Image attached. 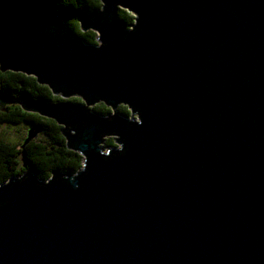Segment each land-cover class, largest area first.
<instances>
[{"label":"water","instance_id":"1","mask_svg":"<svg viewBox=\"0 0 264 264\" xmlns=\"http://www.w3.org/2000/svg\"><path fill=\"white\" fill-rule=\"evenodd\" d=\"M100 1L88 45L52 3L0 0V71L64 99L23 109L82 157L0 184V264H264V0Z\"/></svg>","mask_w":264,"mask_h":264},{"label":"trees","instance_id":"2","mask_svg":"<svg viewBox=\"0 0 264 264\" xmlns=\"http://www.w3.org/2000/svg\"><path fill=\"white\" fill-rule=\"evenodd\" d=\"M52 3L63 18L66 33L72 38L88 45L96 44L94 31L83 32L80 28L79 17L99 10L100 0H45ZM119 17L125 26L133 23L134 17L129 12L120 9ZM0 94L8 95L13 103L0 111V124L18 126L25 130L21 137L13 140L3 137L0 133V184L11 177H18L24 171L31 170L41 180H47L53 171L61 173H75L82 166L79 153L69 150L61 133L62 126L54 120L35 112L25 111L24 106L57 104L63 99L54 95L47 86L37 82L35 77L23 73L0 71ZM73 103L83 104V100L76 92L69 99ZM92 112L100 116L111 113V108L103 102L96 103ZM118 112L129 116L126 106H119ZM39 128L31 141L21 148L29 137V133ZM115 146L114 138H107L105 147Z\"/></svg>","mask_w":264,"mask_h":264},{"label":"rangeland","instance_id":"3","mask_svg":"<svg viewBox=\"0 0 264 264\" xmlns=\"http://www.w3.org/2000/svg\"><path fill=\"white\" fill-rule=\"evenodd\" d=\"M131 15H133V17H134V14H131ZM92 107L93 106H91L90 108H92ZM21 128L22 127L18 128V126H10V127H8L4 123H2V124H0V133H1V135L3 137H7V138H10V139H13V140H17V139H19L21 137L22 133L25 132V130H23ZM107 138L109 139V138H114V137L110 136V137H106V139ZM103 145L105 146V144H103ZM115 146H118V145L115 143ZM106 151L107 150H104L103 152L106 153Z\"/></svg>","mask_w":264,"mask_h":264},{"label":"flooded vegetation","instance_id":"4","mask_svg":"<svg viewBox=\"0 0 264 264\" xmlns=\"http://www.w3.org/2000/svg\"><path fill=\"white\" fill-rule=\"evenodd\" d=\"M30 141H31V140H30ZM30 141H29V142H30ZM29 142H28V143H29ZM28 143H27V144H28ZM27 144H26V143H25V144H22V145H21V148L25 147Z\"/></svg>","mask_w":264,"mask_h":264}]
</instances>
